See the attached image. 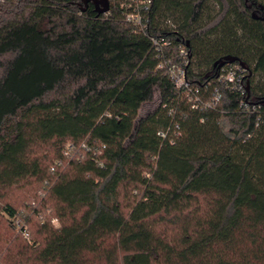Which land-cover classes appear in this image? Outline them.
<instances>
[{"label": "trees", "instance_id": "trees-1", "mask_svg": "<svg viewBox=\"0 0 264 264\" xmlns=\"http://www.w3.org/2000/svg\"><path fill=\"white\" fill-rule=\"evenodd\" d=\"M150 1L147 35L118 5L0 1V264H264V0ZM239 62L243 95L218 80ZM33 180L56 226L5 200Z\"/></svg>", "mask_w": 264, "mask_h": 264}, {"label": "built area", "instance_id": "built-area-1", "mask_svg": "<svg viewBox=\"0 0 264 264\" xmlns=\"http://www.w3.org/2000/svg\"><path fill=\"white\" fill-rule=\"evenodd\" d=\"M150 0H109V4L118 5L123 12L124 20L127 23L133 25L136 31L147 33L148 19L147 13L150 7ZM149 40L155 49L156 56L160 58L157 65L158 69H163L166 72L168 78L173 82L177 88L184 89L187 92V99L191 103V107L198 108H213L220 99V94L214 95L213 99L204 101L199 95V89H192L190 83L186 78V65L188 64L186 46L181 44L178 47L179 60L173 62L167 54V48L170 46V41L164 36L155 37L148 36ZM231 65V64H227ZM242 71H246L238 65L224 70L220 76H218L219 82L228 84L232 89L237 90L240 94H244V88L242 85ZM240 106L247 107L245 103H241ZM253 108L255 105H252ZM26 234V233H24Z\"/></svg>", "mask_w": 264, "mask_h": 264}, {"label": "rangeland", "instance_id": "rangeland-1", "mask_svg": "<svg viewBox=\"0 0 264 264\" xmlns=\"http://www.w3.org/2000/svg\"><path fill=\"white\" fill-rule=\"evenodd\" d=\"M158 103V94L155 93L154 99L152 102L144 104L141 109L139 110V116L145 115L147 112L152 111ZM42 153L50 154L51 148L44 147L41 149ZM47 150V151H46ZM52 168H54L53 165H51ZM42 188L36 181H30L29 183L22 184L20 186L12 188L10 191L6 193V201H9L10 203L14 204L15 207L19 212L24 210L31 205L37 206L41 205L43 210L39 212V219L42 218H50L53 225H57V220L54 219V217L51 216V210L48 209V205L46 202H44L42 198ZM26 241H31V237L29 236V233L27 232L25 234Z\"/></svg>", "mask_w": 264, "mask_h": 264}, {"label": "water", "instance_id": "water-1", "mask_svg": "<svg viewBox=\"0 0 264 264\" xmlns=\"http://www.w3.org/2000/svg\"><path fill=\"white\" fill-rule=\"evenodd\" d=\"M85 3H88V2H92L93 5L95 6V10L97 13L99 14H104L106 13L108 10H109V0H84ZM254 18H256L254 16ZM237 62V59L234 58V57H225L224 59L218 61L215 65H217L218 69L221 68L222 66H224L225 64H232V63H235ZM239 66L241 68H243L244 70L248 71V68L241 62L238 63ZM248 76H250V73L248 74ZM242 85H243V88H244V94L246 93V91L248 92L249 89L248 87L245 89V85H244V82L242 80ZM260 105L261 106H264V100H261L260 101Z\"/></svg>", "mask_w": 264, "mask_h": 264}, {"label": "crops", "instance_id": "crops-1", "mask_svg": "<svg viewBox=\"0 0 264 264\" xmlns=\"http://www.w3.org/2000/svg\"><path fill=\"white\" fill-rule=\"evenodd\" d=\"M0 1H2V0H0Z\"/></svg>", "mask_w": 264, "mask_h": 264}]
</instances>
